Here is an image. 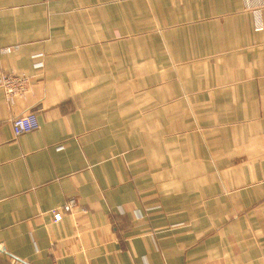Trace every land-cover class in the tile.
Masks as SVG:
<instances>
[{
	"label": "crops",
	"instance_id": "1",
	"mask_svg": "<svg viewBox=\"0 0 264 264\" xmlns=\"http://www.w3.org/2000/svg\"><path fill=\"white\" fill-rule=\"evenodd\" d=\"M3 72L0 264H264V0H0Z\"/></svg>",
	"mask_w": 264,
	"mask_h": 264
},
{
	"label": "rangeland",
	"instance_id": "2",
	"mask_svg": "<svg viewBox=\"0 0 264 264\" xmlns=\"http://www.w3.org/2000/svg\"><path fill=\"white\" fill-rule=\"evenodd\" d=\"M49 0H45V2H48ZM246 0H244L245 2ZM139 32H136V28H131V27H125L123 28V34H115L114 32H110L109 31V38H117V36H120V35H136V36H140L139 38H147L149 34H155L156 32L160 31L161 28H158V27H154V28H150V27H140L138 28ZM158 29V30H157ZM110 30V28H109ZM148 31H151V32H148ZM136 32V33H135ZM151 39V42L152 45H154L155 49L157 50V47L158 49L160 48V50H163V42H164V38H150ZM163 53V52H161ZM196 60L195 58H193L192 61H190L186 66H193L191 69H187L188 71V74L187 76L185 75H182L181 74V79L182 81L184 80L183 77H187L185 79L184 82H188V81H191L193 82V85L196 86L195 82L197 80V72L199 71L198 69H196V66H197V63H199V60L197 61L196 63ZM184 69V67H181L180 68V72ZM191 71V72H190ZM161 77L160 75L157 74V79ZM162 81V80H161ZM190 82V83H191ZM189 90H187L188 92ZM181 140H184L183 142L185 143V141H188V145H183L182 148H181V144H180V141ZM173 143H172V156H171V159L172 160V164L174 165L175 163H179L180 161L181 162H185L187 161L188 163H191L190 161H193V162H198L199 161V140H195V139H172ZM200 157L203 159H205V155H200ZM187 159V160H185ZM175 166V165H174ZM264 202V195L261 196L260 198H258L250 207L252 209H255L257 208L258 206H260L262 203Z\"/></svg>",
	"mask_w": 264,
	"mask_h": 264
},
{
	"label": "built area",
	"instance_id": "3",
	"mask_svg": "<svg viewBox=\"0 0 264 264\" xmlns=\"http://www.w3.org/2000/svg\"><path fill=\"white\" fill-rule=\"evenodd\" d=\"M255 28H261V20L256 18ZM12 48H4L3 51L9 52ZM27 77L24 75H16L9 72H3L0 76V86L3 88L6 98L10 101L16 93L22 92L25 88ZM39 127V120L34 111H29L24 114L17 115L11 119V128L14 135H19L25 132L32 131ZM78 206V201L74 197L68 200L61 206L51 210L53 221H58L62 218L63 212L70 211Z\"/></svg>",
	"mask_w": 264,
	"mask_h": 264
}]
</instances>
